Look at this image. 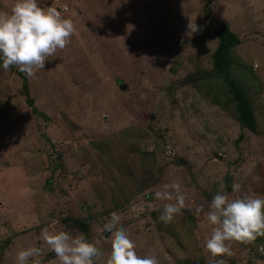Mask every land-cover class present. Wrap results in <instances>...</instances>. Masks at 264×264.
Instances as JSON below:
<instances>
[{
    "label": "rangeland",
    "instance_id": "374dc122",
    "mask_svg": "<svg viewBox=\"0 0 264 264\" xmlns=\"http://www.w3.org/2000/svg\"><path fill=\"white\" fill-rule=\"evenodd\" d=\"M14 3L0 0V12ZM38 4L72 19L76 32L34 78L0 67V264H15L29 246L41 249L42 264H58L40 234H84L71 217L89 221V241L104 253L96 263L106 264L110 234L101 229L113 212L138 255L214 264L205 250L211 226L195 208L208 209L221 181L230 198L264 196V0ZM191 21L199 31L189 36ZM222 21L241 38L235 52L247 65L257 133L201 83ZM173 182L188 206L164 223L155 192ZM232 253L227 264H264V245L234 243Z\"/></svg>",
    "mask_w": 264,
    "mask_h": 264
},
{
    "label": "clouds",
    "instance_id": "9594fccd",
    "mask_svg": "<svg viewBox=\"0 0 264 264\" xmlns=\"http://www.w3.org/2000/svg\"><path fill=\"white\" fill-rule=\"evenodd\" d=\"M188 28L189 36L199 31L192 21ZM75 32L73 20L65 18L56 8H42L38 0H15L10 12H0V60L3 62L0 67L9 71L16 66L28 78H34L39 70L45 69L49 57L66 48ZM225 189L221 181L208 209L200 205L194 210L196 216L203 213L211 226L205 250L215 258L214 264H227L224 257L232 256L234 243L250 244L257 237H264V197L230 198ZM232 189L238 193L241 185L234 182ZM155 198L166 202L159 217L164 223H171L188 206L187 192L179 182L163 185L155 192ZM101 231L110 234L111 251L106 264H159L154 255L137 254L136 244L118 213L111 214ZM40 238L55 254L58 264H96L104 255L84 234L45 228ZM41 255L38 247L23 248L16 253L15 264H42Z\"/></svg>",
    "mask_w": 264,
    "mask_h": 264
},
{
    "label": "trees",
    "instance_id": "16d2710c",
    "mask_svg": "<svg viewBox=\"0 0 264 264\" xmlns=\"http://www.w3.org/2000/svg\"><path fill=\"white\" fill-rule=\"evenodd\" d=\"M207 5L209 7V4ZM207 16L210 17L209 15ZM215 34L218 38V44L212 54L213 70L201 78V83L207 85V94L218 104L223 102L226 95L229 101L234 103L235 116L242 127L257 133L259 122L249 95L248 85H246L249 78L247 65L239 63L240 60L235 52L236 46L241 43V38L226 21L215 25ZM24 87L28 89L29 86L25 83ZM28 102L33 106V110L37 111L34 106V98L29 97ZM44 116L46 117V115ZM227 188H230L229 181L227 182ZM70 220L79 225L85 237L89 240V221L77 217H71ZM190 220L193 221L192 218ZM261 245H264V237H257L252 242L253 249ZM190 264H202V261L191 262Z\"/></svg>",
    "mask_w": 264,
    "mask_h": 264
},
{
    "label": "water",
    "instance_id": "95a60500",
    "mask_svg": "<svg viewBox=\"0 0 264 264\" xmlns=\"http://www.w3.org/2000/svg\"><path fill=\"white\" fill-rule=\"evenodd\" d=\"M121 88H122V89H126V86H125V85H122Z\"/></svg>",
    "mask_w": 264,
    "mask_h": 264
},
{
    "label": "built area",
    "instance_id": "2783aa9c",
    "mask_svg": "<svg viewBox=\"0 0 264 264\" xmlns=\"http://www.w3.org/2000/svg\"><path fill=\"white\" fill-rule=\"evenodd\" d=\"M64 8H65V6H64ZM68 8V7H67Z\"/></svg>",
    "mask_w": 264,
    "mask_h": 264
}]
</instances>
